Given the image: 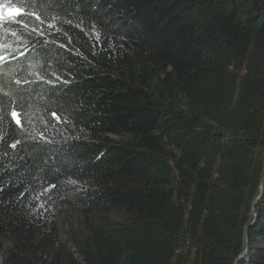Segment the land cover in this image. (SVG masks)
<instances>
[{
  "label": "trees",
  "instance_id": "obj_1",
  "mask_svg": "<svg viewBox=\"0 0 264 264\" xmlns=\"http://www.w3.org/2000/svg\"><path fill=\"white\" fill-rule=\"evenodd\" d=\"M0 3V264H264V0Z\"/></svg>",
  "mask_w": 264,
  "mask_h": 264
},
{
  "label": "snow or ice",
  "instance_id": "obj_2",
  "mask_svg": "<svg viewBox=\"0 0 264 264\" xmlns=\"http://www.w3.org/2000/svg\"><path fill=\"white\" fill-rule=\"evenodd\" d=\"M28 6L29 7H41L42 6V0H28ZM30 16L31 18H34L36 20H40L41 16L37 12H27L25 8L22 7H10L4 3H0V26H3L4 22L7 20L9 22L16 20L18 17L21 18V26L27 27V24L23 22L22 18L24 16ZM12 35H16L15 32L12 33ZM23 55V53H21ZM8 54L5 53L3 55H0V64L5 63L7 60ZM59 79V77H57ZM48 83H51V81H48ZM53 117L56 118V120L59 122V117L56 115L55 112L51 114ZM11 118L15 122V124L19 127H22L21 122V114L12 111L11 112ZM12 147H16L15 144L11 145ZM74 183V181H73ZM50 187L54 188L55 185H50Z\"/></svg>",
  "mask_w": 264,
  "mask_h": 264
},
{
  "label": "water",
  "instance_id": "obj_3",
  "mask_svg": "<svg viewBox=\"0 0 264 264\" xmlns=\"http://www.w3.org/2000/svg\"><path fill=\"white\" fill-rule=\"evenodd\" d=\"M262 189H263V185H262Z\"/></svg>",
  "mask_w": 264,
  "mask_h": 264
}]
</instances>
